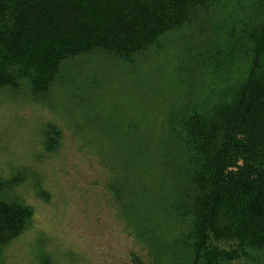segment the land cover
Here are the masks:
<instances>
[{"label":"rangeland","instance_id":"obj_1","mask_svg":"<svg viewBox=\"0 0 264 264\" xmlns=\"http://www.w3.org/2000/svg\"><path fill=\"white\" fill-rule=\"evenodd\" d=\"M201 20L167 32L161 50L133 63L101 51L67 61L43 96L23 83L0 88V179H21L4 197L33 210L27 230L0 248V264H150L137 225L163 231L158 264H190L167 209L180 169L177 120L217 84L199 71L212 27ZM48 125L59 132L53 152ZM234 264H264V253Z\"/></svg>","mask_w":264,"mask_h":264},{"label":"trees","instance_id":"obj_2","mask_svg":"<svg viewBox=\"0 0 264 264\" xmlns=\"http://www.w3.org/2000/svg\"><path fill=\"white\" fill-rule=\"evenodd\" d=\"M202 17L212 27L203 30L208 62L198 69L217 84L177 120L180 169L167 216L184 229L190 264L257 263L264 253V0H0V88L23 83L43 96L67 61L101 51L133 63L149 48L161 50L167 32ZM47 127L44 146L53 152L59 132ZM20 183L0 179V248L33 217L31 207L4 197ZM137 229L148 236L150 264H158L163 231Z\"/></svg>","mask_w":264,"mask_h":264}]
</instances>
